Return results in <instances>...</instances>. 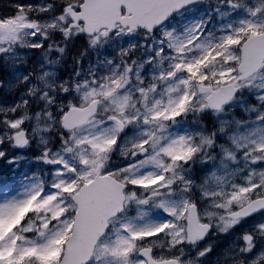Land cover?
<instances>
[{
    "label": "snow or ice",
    "instance_id": "1",
    "mask_svg": "<svg viewBox=\"0 0 264 264\" xmlns=\"http://www.w3.org/2000/svg\"><path fill=\"white\" fill-rule=\"evenodd\" d=\"M11 7L0 264H264V0Z\"/></svg>",
    "mask_w": 264,
    "mask_h": 264
},
{
    "label": "rangeland",
    "instance_id": "2",
    "mask_svg": "<svg viewBox=\"0 0 264 264\" xmlns=\"http://www.w3.org/2000/svg\"><path fill=\"white\" fill-rule=\"evenodd\" d=\"M30 3L34 2V0H29ZM5 14H9L8 12H4Z\"/></svg>",
    "mask_w": 264,
    "mask_h": 264
}]
</instances>
